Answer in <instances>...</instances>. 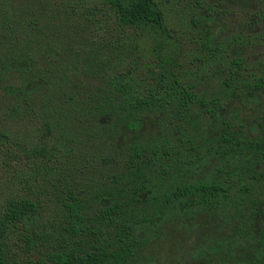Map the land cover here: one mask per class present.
I'll return each mask as SVG.
<instances>
[{
	"label": "trees",
	"instance_id": "16d2710c",
	"mask_svg": "<svg viewBox=\"0 0 264 264\" xmlns=\"http://www.w3.org/2000/svg\"><path fill=\"white\" fill-rule=\"evenodd\" d=\"M188 1L207 15L210 12L209 0ZM74 6L61 4L59 23L54 12L49 14L52 5L49 9L27 5L22 14L9 16V55L0 56V74L9 71V83L3 87L9 97V121L31 117L41 108L44 117L39 127L45 138L26 146L9 132V172L20 188L0 213V264H139L142 249L175 213L194 216L196 207L219 210L226 207L234 190L245 195L231 212L236 239L214 241L199 250L198 257L233 256L239 241H254L238 263L264 264V230L257 238L250 234L261 199L247 185L248 177L256 179L264 168V146L223 116L229 101L244 95L236 84L242 81L241 75L233 71L223 87L208 96L198 91L197 83L170 77V54H158L153 64H147L141 54L135 59L129 54L124 65L109 68L106 62L94 61L97 54L73 52L64 65L39 69V57L47 53L49 60H55L56 45H61L58 40L37 45V39L46 30L61 31L74 14L99 49L107 46L99 38L104 40L113 28L119 36L131 32H151L161 38L171 35L154 0H96L78 13ZM40 9L46 18L38 14ZM43 19L47 20L44 26ZM208 21L201 16L191 19L198 45H204V33H212L205 30ZM44 72L52 84L40 86L42 95L53 94H46L39 106L31 86ZM91 79L97 83L95 88L89 84ZM245 87L262 90L264 78ZM77 93L82 96L74 97ZM65 115L80 123L88 139L109 145L126 133L137 135L147 116L158 119L162 135L145 143H128L121 166L110 177L83 187L69 180L76 170L68 172L64 167L63 159L73 155L59 121ZM205 122L218 127L216 133L200 131ZM55 133L60 138L50 144L49 137ZM212 160L220 166L200 177ZM46 201L54 207L50 220L43 213Z\"/></svg>",
	"mask_w": 264,
	"mask_h": 264
},
{
	"label": "rangeland",
	"instance_id": "374dc122",
	"mask_svg": "<svg viewBox=\"0 0 264 264\" xmlns=\"http://www.w3.org/2000/svg\"><path fill=\"white\" fill-rule=\"evenodd\" d=\"M154 1L159 4L164 14L165 26L171 32L170 36L161 38L151 32H131L119 36L116 28H113L104 35V40L99 38V42L105 41L107 45L99 49L96 42L88 39L89 29L78 21V14H74L73 21L64 24L61 31L46 30V33L37 39V45L56 44V40L60 41L61 45H56L55 60H49L48 54L43 53L39 57L38 68L54 70L60 63H67L71 54L78 52L85 56L97 54L94 61L106 62L109 68L124 65L129 54L134 59L137 54H141L148 61L147 64H153L158 54H170V77L174 76L188 83L195 82L198 84V91L208 96L222 88L224 81L231 77L234 71L241 75L242 81H236V84L244 95L241 99L232 98L223 116L235 122L236 128L243 129L248 135L261 141L264 146V89L256 91L245 87L264 78V0H209L208 15L188 0ZM95 2L96 0H0V56L9 55V16L16 12L22 14L23 7L29 5L43 8L44 5L48 8L52 5L53 11L49 14L54 12L55 22L59 23L61 4L75 5L78 13ZM40 10L38 14H44L43 9ZM197 16L206 17L209 24L205 26V30H212V33H204V45L197 44L198 36L191 22V19ZM46 21L42 20L43 26ZM115 41L117 45L113 48ZM216 44L220 46L216 48ZM33 81L31 89L34 91L31 95L37 99V105L40 106L46 94H53L46 92L42 95L43 89L40 88L42 85L52 84L51 78L48 72H44L42 77ZM6 82L9 83V71L0 74V213L5 201L9 196L17 194L20 188L14 183L9 172V147L6 146L9 132L26 146L38 144L45 138V131L39 127L44 117L41 108H37L31 117L9 121V97L3 90ZM89 84L91 87L97 85L93 79L89 80ZM81 96V93L74 94V97ZM157 120L156 117L147 116L137 135L126 133L124 137H119L109 145L101 140L88 139L79 122L66 115L60 116L59 121L69 140L66 145L73 150L72 156L63 159L64 167L68 172L76 170L70 173L69 180H75L76 184L85 187L94 180L110 177L121 166V158L128 143L134 140L145 143L162 135ZM211 125L205 122L202 128L198 129L203 130L205 134L209 131L216 133L218 127ZM87 126L92 127L91 121H87ZM59 138L60 135L55 133L49 137L50 144ZM104 159L111 162L104 164ZM217 166H220L219 161H210L201 171L200 177L212 174ZM259 171L260 175H256V179L248 177L247 184L250 193L261 199L250 231L254 238L259 237L264 230V168ZM244 198L245 195L240 190H234L225 202L226 207L219 210L215 207H196L197 213L194 216L184 212L175 213L160 227L158 237L142 249L139 264H239L238 261L254 247V241H239L232 249L233 256L214 255L204 259L198 257V252L214 241L223 239L230 242L236 239L232 233L235 220L231 217V212L235 204ZM53 209L52 203L46 201L43 213L49 220L52 218ZM15 237L16 235L14 243ZM13 249L16 250V246L13 245Z\"/></svg>",
	"mask_w": 264,
	"mask_h": 264
}]
</instances>
